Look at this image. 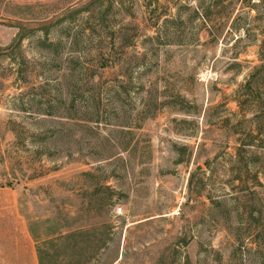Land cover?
Here are the masks:
<instances>
[{
    "label": "rangeland",
    "instance_id": "rangeland-1",
    "mask_svg": "<svg viewBox=\"0 0 264 264\" xmlns=\"http://www.w3.org/2000/svg\"><path fill=\"white\" fill-rule=\"evenodd\" d=\"M263 2L0 0V264H264Z\"/></svg>",
    "mask_w": 264,
    "mask_h": 264
},
{
    "label": "trees",
    "instance_id": "trees-1",
    "mask_svg": "<svg viewBox=\"0 0 264 264\" xmlns=\"http://www.w3.org/2000/svg\"><path fill=\"white\" fill-rule=\"evenodd\" d=\"M262 2L263 1L261 0V3ZM263 5H264V2H263ZM263 14H264V12H263ZM260 58H261V61H264V42H263V45L260 48Z\"/></svg>",
    "mask_w": 264,
    "mask_h": 264
}]
</instances>
